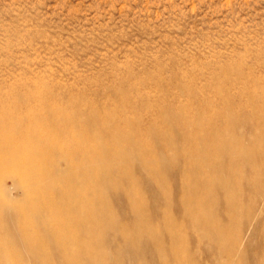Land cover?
<instances>
[{"label": "rangeland", "instance_id": "rangeland-1", "mask_svg": "<svg viewBox=\"0 0 264 264\" xmlns=\"http://www.w3.org/2000/svg\"><path fill=\"white\" fill-rule=\"evenodd\" d=\"M262 78L264 0H0V126L6 127L4 140L15 139L6 161L15 157L17 147L25 150L44 149L46 143L40 141L37 135L41 133L48 138L50 145H74L72 138L61 140L57 137L56 126H81L83 130L96 125L131 126L123 122L121 118L124 117L139 119L141 126H153L160 123L163 115L176 126L178 119L167 114V111L179 106L184 109L180 118L197 121L194 126L200 130L205 126H225V121L230 122L228 126H234L232 136L239 138L242 146L246 147L258 139L264 141V126H261L264 111L250 116L251 98L248 92L241 96L239 90L247 88L251 93L262 95ZM230 84L238 88L233 89ZM35 93L41 98L32 97ZM224 101L230 102L232 111H227L225 117H217L224 112ZM256 103L254 101V105H258ZM239 105L243 108L239 109ZM51 107L63 109L68 117L57 124L47 120L46 115ZM29 112L42 117L32 119L30 126H14V120ZM247 116L248 119L243 121ZM259 132L261 136L257 137ZM148 140L153 148L166 144V137L161 131ZM173 148L166 144L163 149L164 155L161 157H165L169 163L165 158H160L159 162L168 164L165 165L169 169H166L167 174L163 171L166 187L162 190L157 187V195L152 178L138 174L137 162L134 164L136 169L132 167L130 183L118 180L120 187H126L125 190L130 187L138 189L137 192L145 200L142 209L147 213L151 210L149 214L152 212L151 215L155 216V220L150 216L151 221L158 229L162 226L159 232L162 230L160 235L165 248L161 255L164 257H160V260L149 250L150 242L144 239L145 243L149 242V246H145L141 238L135 243L148 251H143L146 255L142 252L137 255L138 252L126 246L133 238L130 232V236L126 233L124 240V237L113 232L111 227L122 221L128 231L133 230V216L129 215L132 213L128 212L126 201H122L124 198L126 200L122 189L117 195H109L108 205L116 216L106 221L113 225H105L112 232L104 233L107 234L104 235L106 239L103 237V242L95 249L97 253L102 250L99 255L102 254L104 258L103 264H175L176 259L171 254L173 248L168 243L172 238L169 236L171 232H167V228H175L183 241L181 251L186 264H264V148H256L253 160L245 165V179L240 183L236 196L234 190L224 187L216 190V193L222 192L225 196L213 193L217 195L215 201L211 202L208 197L198 205L187 203L188 210L200 206L195 210L202 211L200 216L204 220L200 216L193 219L183 217L182 211L178 213L186 183L181 173L187 163L183 154L175 155ZM29 155L37 158L34 151ZM14 159V163H25L22 156ZM254 166L258 170L257 175L253 173ZM112 171L114 173L111 175L119 179L117 169ZM15 178L17 180V176ZM225 179L232 182L234 177ZM0 184L13 196L21 194V191H15L12 179H4ZM229 194L231 201L228 203ZM168 197L171 200L166 201ZM230 202L238 204L237 213L227 211L232 206ZM167 210H170V214L164 219ZM227 213L234 216L235 223L226 224ZM160 221H163V225ZM224 221L225 224L220 223ZM168 222H171V226ZM207 222H210L209 225H206ZM214 223L232 227L229 236L224 237L214 231ZM172 224L176 226L172 227ZM121 245L126 247L122 248ZM137 245L135 249L140 250ZM23 254L24 264H35L30 254ZM52 261L57 262V259L53 258Z\"/></svg>", "mask_w": 264, "mask_h": 264}, {"label": "bare ground", "instance_id": "bare-ground-1", "mask_svg": "<svg viewBox=\"0 0 264 264\" xmlns=\"http://www.w3.org/2000/svg\"><path fill=\"white\" fill-rule=\"evenodd\" d=\"M245 74L246 73H244V75ZM247 78L246 80H248ZM253 83L255 84V82H251L250 84ZM230 87H232L231 84ZM235 87L232 88L235 89ZM194 89L193 91L195 92ZM200 89L202 88L200 87ZM206 89L209 88L206 87ZM260 90L262 95L251 93L247 88L239 90L241 91V96H244L242 95V93L248 92V95L251 98L252 104L250 105V102L248 104L251 106L252 109H250L252 111L249 110L250 113L247 112L250 116H255L260 111H264V98H261L264 97V91H262V89ZM188 91L190 90L188 89ZM197 91L198 90H196V93H198ZM32 97L36 99L41 98L36 93L33 94ZM254 101H257L256 104L258 105H254ZM130 103L133 104L132 102ZM232 103H234V101ZM223 106L224 112L218 114L217 117H225L226 112L231 110L232 108L230 102L227 103L224 101ZM238 108L242 109L243 107L239 105ZM182 109L183 107L180 106L176 108H168L167 114L173 115L178 119V123L176 126H174V124L172 123H169L165 115L161 117L160 123L157 122L153 126H141L142 121H140L139 119H128L125 117L121 118L120 116L119 117L123 119V122L131 124V126H116L117 124H115V126L96 125L86 127V130H83L81 126H56L57 130L55 133L57 137H60L61 140L72 138L75 141V144L72 146L58 144L50 145L47 141L48 138L45 135H43L42 133L37 134L38 139H40V141H44L49 146L44 144L45 148L39 150H25L23 148L17 147V150L15 151V157H24L25 163H14L15 157L10 158L6 161V158L8 157L7 155L11 154L9 152V149L12 150L15 145V139L11 137V140H4L6 139L4 137L6 134V127L0 126V181L2 182L7 178L12 179L15 191H21L20 195L15 194L16 196H13L10 192L3 188V186L1 185L2 183L0 184V264H24V252L32 256L35 264H103L102 260L104 258H102V254L99 255L102 250L100 249L101 251L99 250L97 253L95 249L100 242H103L102 240H104V235H107L104 233H107L109 230V232H112L113 230V232H115L116 235L118 234L119 237H126L128 232H130L133 238L130 240L131 242L126 246L130 250H133V252L134 250L136 253L138 252L137 255L141 254V252L143 254V251H148L146 247H143L141 245V248H143L141 249L139 248L140 244L138 246V243H135L138 239L140 240L141 238L143 240L146 239L150 242L151 246L149 250L151 252H154L159 259L160 257L163 258L164 256H162L161 254L164 251L163 247L165 248V245H162L163 239L161 240L162 237L160 235L162 230L159 232L162 226L158 229L153 221H151L152 219L155 220V216L151 215L152 212L151 214H149L151 210L148 211L149 213H147L144 209H142L144 208L143 204L145 200H143V198L139 195L141 193H139V191L137 192L138 189L136 190V188L130 187L129 189L127 188L125 190L126 187H120L118 180H122L126 184L130 183L131 174H133L132 167H134V164L137 162L136 164H138V174L142 173L143 175H149L152 178L151 180L153 181V184H155L154 187H156L157 195V192L159 191L157 187L160 190H162L161 188L165 189L166 187V183L163 182V171H165L167 174L166 169H169V166H166L168 165L166 163V165H162L163 162L160 163V158H165L161 156L164 155L163 149L165 148L166 144L168 146L174 147L173 150L174 153H176L175 155L183 154L185 164L187 163V165H185L186 167L182 170L181 173L182 177L186 180V183L183 187L185 191L180 200L181 208L178 212L180 213L182 211L181 216L186 218L190 217L191 219H193L202 215V211L197 212L195 210L200 206H193L195 208L191 210H188L187 206L190 205V203H196L195 205H198V203H202L201 201L208 197L212 202L215 198H217V195L221 196L223 194V196H225L222 192H219L220 194L218 192L216 193V190L220 191L224 189V187H230L235 191V193H230H234V195L236 196V191L238 190V187H240V183H242V180L245 179V176H243L245 175L243 171L245 169V165L249 164V162L251 163V161L253 160L252 157L255 154L256 148H264V141L258 139L256 141H253L251 145L243 147L241 144V140L232 136V130L234 126H231L232 124L228 126L230 122L228 123L227 121H225V126H205L204 129L200 130V128H197L198 126H194L197 121H190L189 119L180 118ZM62 110L63 109H60L58 107H51L50 109H48L46 115L47 120L55 124L62 120H65L68 116ZM33 112L24 114L25 116L17 118L16 121L14 120V126H30L29 122L32 119H39L38 117H42V115H35ZM179 118L182 119L181 123L179 121ZM12 119H14L13 116ZM243 119V121L247 120L248 116ZM258 120L261 121L262 119ZM220 122L223 123V121L221 120ZM200 123L201 122H199V124ZM261 126H264V120H262ZM23 128L24 127H21V129ZM160 131L164 133L166 137V144L163 147H161V145V148H153L148 138H151L152 135L157 136ZM262 133H264V129H262ZM260 134L261 133L259 132L257 134V137H259ZM136 135H139L137 139ZM32 151H34L37 158L30 157L29 154ZM11 156L13 157L14 153ZM179 157L183 158L181 156ZM165 161H167L166 158ZM167 163L169 162L167 161ZM181 164L183 165L184 163ZM112 169H117L116 173L120 175L119 179L117 176L111 175V173H114ZM134 169L136 168L134 167ZM253 173L254 175L258 174L256 166L253 167ZM15 176H17V180L16 178L14 180ZM225 177L228 179L234 177V179L232 182H229L231 179L226 180ZM183 180H181V183ZM262 186H264V184H262ZM122 189L124 191L123 193L125 194L126 200L125 198L122 199V196L120 197L122 201H126L128 212L130 211V213H132L128 214L133 216V218L128 217L133 219V230H131L132 233L131 231H128L126 229V225L125 227L123 226V221L120 224H115L113 227H111L112 230L110 228H107V226L105 225L107 219L109 220V218L111 216H114L115 214L108 205L109 195H117V193L121 192ZM214 190L215 192H213ZM123 193L120 194L123 195ZM213 193L217 195H213ZM231 194H229V196L227 195L228 203L229 201H231ZM169 198L170 197H168V200L166 201L171 200ZM231 198L233 200V196ZM218 199L221 200L219 197ZM160 201L164 202V200ZM223 201H226V199ZM231 204L232 206H230V209L227 211L237 213V210L239 208L238 204H233L230 202V205ZM124 205L125 204H123V206ZM116 210L119 213V210ZM222 210L220 209L219 211L225 212ZM169 212L170 210L164 212V219L168 218L170 214ZM221 215H223V213H221ZM150 216H153L154 218L151 217V219ZM178 216L179 218L181 217L180 214ZM203 216L205 215L203 214ZM227 216V225L231 224L232 222H236L233 221L234 216L228 213ZM202 218L203 217H201V220H204ZM160 219L157 220V225L159 224L158 222ZM174 220L176 221V219ZM195 221L196 220H194V222ZM205 221L203 222L205 223ZM226 221L220 223L225 224ZM161 222L163 221H160V223ZM165 222L166 221H164V223ZM171 222H168V224H170ZM176 222L177 225H179V222ZM176 222L173 223L176 224ZM107 223L113 225V223L111 222ZM209 223L210 222H207L206 225H209ZM129 224L131 226V223ZM175 224H172V227H175ZM127 227H129V225ZM215 227L214 229L212 227L211 228L214 231L221 233V235H223L224 237L227 235L229 236V231L232 228L224 225L221 226V224H216ZM174 229L167 228V232H171V234L173 232L172 235H169L170 237H172L171 240H168V243L171 246L168 243L167 245H169L170 248H173V250H169L173 251L171 254H173V257L176 259L175 264H186L187 261L181 251L183 241L180 240L181 238L178 236V234H176L177 230ZM130 234L128 235L130 236ZM179 234L182 233L179 232ZM233 234L235 235V233ZM112 235H114V233H112ZM125 237L122 238V240H124ZM219 239L220 238H218V241H220ZM143 240L141 241L143 242ZM148 241H146L145 243L144 240L145 244H143L145 246H149L147 245V243H149ZM121 243L122 241L120 242V244ZM105 244L108 245V243L106 242ZM135 245H137L140 250L135 249ZM229 245H231V243ZM126 246L121 245L120 247L124 248ZM184 247L185 246H183V248ZM101 248L103 249V247ZM114 251H116V249ZM144 254L146 255L147 253ZM53 258H56L57 262H53ZM163 264L167 263L163 262ZM172 264H174V262Z\"/></svg>", "mask_w": 264, "mask_h": 264}]
</instances>
